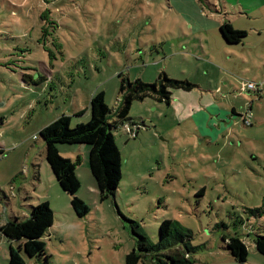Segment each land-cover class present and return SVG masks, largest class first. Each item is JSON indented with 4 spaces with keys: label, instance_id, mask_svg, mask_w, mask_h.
I'll list each match as a JSON object with an SVG mask.
<instances>
[{
    "label": "rangeland",
    "instance_id": "1",
    "mask_svg": "<svg viewBox=\"0 0 264 264\" xmlns=\"http://www.w3.org/2000/svg\"><path fill=\"white\" fill-rule=\"evenodd\" d=\"M226 21L247 32L240 42L222 37ZM160 71L194 86L172 88L168 103L133 101L113 131V197L100 200L89 145L59 148L76 160L75 195L88 207L77 216L39 130L61 114L86 123L99 91L113 118L119 75L152 82ZM40 202L53 211L48 260L22 253L25 264H126L137 234L157 243L164 219L191 232L196 264H264L254 247L264 234V0H0V217ZM222 235L245 243V262ZM10 244L0 238V264Z\"/></svg>",
    "mask_w": 264,
    "mask_h": 264
},
{
    "label": "trees",
    "instance_id": "2",
    "mask_svg": "<svg viewBox=\"0 0 264 264\" xmlns=\"http://www.w3.org/2000/svg\"><path fill=\"white\" fill-rule=\"evenodd\" d=\"M219 31L228 43L240 42L247 33L245 30L234 28L229 21L221 23ZM119 76L120 100L113 111V118H110L111 110L104 102L103 92L99 91L89 99V119L86 123L79 122L70 127V116L61 114L39 130V135L44 141L45 160L61 189L70 195L71 208L79 217L86 215L88 207L75 195L80 186L75 173L76 160L61 155L59 148L72 144L89 145L88 167L95 180L100 200L113 197L121 179L122 161L113 131L118 128V124L129 120L128 113L133 101L150 96L168 103L172 88L189 89L194 86L189 80L171 78L164 71H160L152 82H145L140 78L131 81L121 74ZM27 209V216H13L0 225V233L7 241L16 242V247H13V244L9 246L8 264H25L22 253L27 257L45 255L42 236L53 223V211L47 202L30 204ZM137 235V247L125 255L126 264H138L142 258L151 255H161L165 259L156 258L158 264L197 263L192 255L196 247L190 243L191 232L173 227L170 220L164 219L159 224L157 243ZM222 240L224 249L235 261H246L247 247L239 237L222 235ZM254 247L264 257V234L255 236ZM45 260L47 262V255Z\"/></svg>",
    "mask_w": 264,
    "mask_h": 264
},
{
    "label": "crops",
    "instance_id": "3",
    "mask_svg": "<svg viewBox=\"0 0 264 264\" xmlns=\"http://www.w3.org/2000/svg\"><path fill=\"white\" fill-rule=\"evenodd\" d=\"M78 147H81V146H79V145H77ZM78 152H79V154L78 155H80V149L78 150ZM69 157H71V156H69ZM72 159V158H71ZM75 159V158H74ZM74 159H72V160H74ZM8 220V218H6V215H4L3 217H0V225H2L5 221H7ZM0 238H1V240H3V242H4V240L6 239V237L5 236H3L1 233H0ZM223 250H225L224 249V246H223ZM225 251H227V250H225ZM228 252V251H227ZM229 253V252H228ZM230 255V254H229ZM4 256H5V251H3V248H1L0 249V257H2V258H4ZM5 259V258H4ZM245 262V261H244Z\"/></svg>",
    "mask_w": 264,
    "mask_h": 264
},
{
    "label": "built area",
    "instance_id": "4",
    "mask_svg": "<svg viewBox=\"0 0 264 264\" xmlns=\"http://www.w3.org/2000/svg\"><path fill=\"white\" fill-rule=\"evenodd\" d=\"M260 86H261V83H254V82H249L248 85H247V87H248L249 89H252V90H254V89H259ZM242 118H243V121H245V117H242ZM127 131H128V132H131L130 129H127Z\"/></svg>",
    "mask_w": 264,
    "mask_h": 264
}]
</instances>
